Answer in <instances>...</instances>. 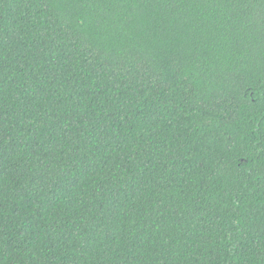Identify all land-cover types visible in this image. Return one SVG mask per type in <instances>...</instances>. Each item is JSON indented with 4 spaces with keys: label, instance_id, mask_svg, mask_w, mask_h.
<instances>
[{
    "label": "trees",
    "instance_id": "1",
    "mask_svg": "<svg viewBox=\"0 0 264 264\" xmlns=\"http://www.w3.org/2000/svg\"><path fill=\"white\" fill-rule=\"evenodd\" d=\"M0 264H264V0H0Z\"/></svg>",
    "mask_w": 264,
    "mask_h": 264
}]
</instances>
